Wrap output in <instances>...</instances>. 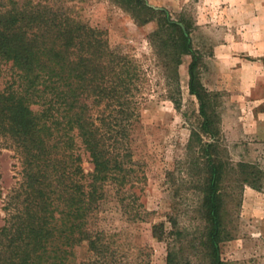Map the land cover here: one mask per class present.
<instances>
[{
	"label": "trees",
	"instance_id": "16d2710c",
	"mask_svg": "<svg viewBox=\"0 0 264 264\" xmlns=\"http://www.w3.org/2000/svg\"><path fill=\"white\" fill-rule=\"evenodd\" d=\"M127 2L157 21L149 37L152 53L177 92L181 59L191 57L189 91L198 100L201 123L188 140L189 165L205 169L200 209L208 224L207 257L209 264H223L218 246L232 239L224 185L232 199L245 186L261 192L264 169L244 161L233 165L220 155L212 96L197 81L198 57L187 23L145 0ZM8 3L0 5V145L16 156L22 182L2 199L0 264H69L82 243L94 259L80 264H113L109 238L88 225L112 193L124 209L137 201L129 195L141 179L129 135L138 119L143 74L132 58L110 48L103 31L62 8ZM81 153L88 155L91 173H84ZM169 222L171 231L154 225L152 234L167 240L166 264H180L183 233L175 219Z\"/></svg>",
	"mask_w": 264,
	"mask_h": 264
},
{
	"label": "rangeland",
	"instance_id": "374dc122",
	"mask_svg": "<svg viewBox=\"0 0 264 264\" xmlns=\"http://www.w3.org/2000/svg\"><path fill=\"white\" fill-rule=\"evenodd\" d=\"M17 1V0H15ZM53 8L103 31L110 48L132 58L143 77L136 92L138 119L130 127L129 148L141 177L130 194L135 204L124 209L119 197L109 199L89 220V229L102 231L111 242L113 264H166L167 240L152 234L154 225L171 231L170 218L183 234L180 264H209L201 214V185L205 169L190 167L187 144L199 132V103L189 91L190 56L178 67L179 91L168 82L164 67L156 66L149 37L157 21L136 11L127 0H29ZM22 2V1H21ZM164 9L172 20L184 21L197 54L199 84L212 96L220 155L235 165L258 163L264 169V0H145ZM0 5L9 6L8 0ZM144 19H149L142 23ZM204 142H211L201 136ZM85 174L93 166L81 153ZM21 167L11 150L0 145V227L2 199L22 182ZM226 227L232 239L219 244L223 264H264V190L243 187L233 199L227 182ZM128 188V187H127ZM200 209V210H199ZM138 212L140 217L130 215ZM131 213V214H130ZM86 243L73 249L69 264L93 261Z\"/></svg>",
	"mask_w": 264,
	"mask_h": 264
}]
</instances>
